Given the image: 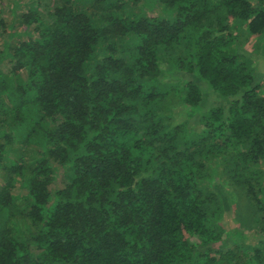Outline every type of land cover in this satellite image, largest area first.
Listing matches in <instances>:
<instances>
[{
  "label": "trees",
  "instance_id": "1",
  "mask_svg": "<svg viewBox=\"0 0 264 264\" xmlns=\"http://www.w3.org/2000/svg\"><path fill=\"white\" fill-rule=\"evenodd\" d=\"M4 2L0 264H264V0Z\"/></svg>",
  "mask_w": 264,
  "mask_h": 264
},
{
  "label": "rangeland",
  "instance_id": "2",
  "mask_svg": "<svg viewBox=\"0 0 264 264\" xmlns=\"http://www.w3.org/2000/svg\"><path fill=\"white\" fill-rule=\"evenodd\" d=\"M10 1L11 0H5V2H4L5 5H6V2H8L10 4ZM23 1H26V0H23ZM155 13L156 12H153L152 15H154ZM3 18L6 19V20H8V21H11L12 20L11 13H9L8 11H6L4 13ZM255 43H256V38L255 37L250 38V40L247 42V44L245 46V50H247L252 55L254 64H255V66H257L258 73L262 76V78H263L262 80H263V83H264V56H260L259 57V56H256L254 54L253 51H254V45H255ZM2 44H3V42H0V50H1ZM200 85H202L203 87H205V84H200ZM203 89L207 92V94H206V103H207V105L214 106L215 104H220V101H216V99H217L216 96L214 95V93H212L208 89V87H205ZM186 119L187 118H186L185 115H181V116H178L176 118L177 123H181V122H183ZM194 120H195L194 118L191 119L190 126L191 127H195L196 130H199L200 129V126H199L198 122L197 121H194ZM230 218L228 216L227 219H226L227 225L228 226H232V223H235L236 224V222L233 220V216L232 215H230Z\"/></svg>",
  "mask_w": 264,
  "mask_h": 264
}]
</instances>
